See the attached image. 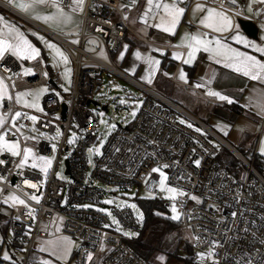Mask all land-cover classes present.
Wrapping results in <instances>:
<instances>
[{
	"label": "built area",
	"instance_id": "built-area-1",
	"mask_svg": "<svg viewBox=\"0 0 264 264\" xmlns=\"http://www.w3.org/2000/svg\"><path fill=\"white\" fill-rule=\"evenodd\" d=\"M200 1L222 7L236 19L248 18L237 2L233 5L231 0H223V3L222 0ZM61 2L68 10L71 0ZM129 3L130 0H87L76 35L48 32L72 62L68 98L60 88L62 80L58 70L48 61H28L26 67L32 71L25 74L20 70V62L9 53L0 57V76L8 88V94L0 100V114L9 118L0 130L10 126V117L15 111L36 115L39 119L35 125L26 118H18L17 123L25 125V134L36 137L28 141L21 138V143L32 148L36 155L53 156L46 175L32 168L30 163L23 169H16L10 154L0 156L8 161L0 166V175L7 177L0 182V207L9 209L3 225L11 231L10 245L22 252L21 258L13 256L8 261L0 255V264H40L46 254L36 249L35 241L58 235L68 236L78 243L70 255L72 264H86L87 251L93 253V260L87 264H150L137 255L124 240L125 236L118 232L119 228L139 231L140 224L132 207L104 201L106 197L116 196L114 189L142 191L161 201L165 208L175 203L181 213L179 228L189 234L194 250L207 253L213 240L220 242L215 246V259L219 264H238L248 259H252L253 264H264V244L258 242L264 239V164L256 161L257 143L248 159L176 104L142 87L95 56V52L103 48L110 58L125 35L131 32L128 20L135 6L131 9L120 7ZM97 27L104 31H98ZM77 39L78 43H72ZM90 40L96 42L94 51L86 48ZM102 70L128 79L147 95L132 122L124 127L118 124L100 146V123L89 103L94 100V87L102 83ZM170 79L178 83L174 76ZM39 87L48 89L40 96L43 112L16 102L17 92ZM178 112L189 117L202 131L180 123ZM73 133L76 135L69 143ZM53 144L56 145L54 152ZM97 146L100 154L94 152L90 162L88 149ZM196 159L201 161L199 166L192 163ZM61 160L63 171L59 169ZM162 165H168L162 168L168 183L185 193L175 201L164 197L159 188V173L152 172L154 167ZM24 179L37 183L43 180L44 183L33 189L24 185ZM6 191L20 196L28 207L10 201L5 204L3 194ZM33 193L40 195L39 202L30 199ZM193 195L199 202L191 199ZM103 208L112 213L118 225L99 210ZM233 212L237 213L236 217L232 216ZM245 228L248 229L246 233L241 231ZM253 233L256 234L255 243ZM196 254L193 251L189 255L190 263L202 264V258ZM206 264H212V260Z\"/></svg>",
	"mask_w": 264,
	"mask_h": 264
},
{
	"label": "snow or ice",
	"instance_id": "snow-or-ice-1",
	"mask_svg": "<svg viewBox=\"0 0 264 264\" xmlns=\"http://www.w3.org/2000/svg\"><path fill=\"white\" fill-rule=\"evenodd\" d=\"M252 2L253 0H249V11H252ZM258 4L264 6V0H256ZM183 0H146V6L144 11L139 16V20L142 24L148 25V18L151 16L152 24L151 27H154L158 30H162L164 33L175 34L176 28L181 21V18L186 13L187 8L181 6ZM223 3V0H222ZM233 5L236 4V0H231ZM7 4L15 7L19 11L25 14H31L32 18L43 21L45 24L49 26H55L58 30L63 31L65 26H68L72 23L73 13L76 11L83 12L85 6V0H71V4L68 5V10L62 5L61 0H7ZM137 4V0H130L128 5H120L121 8L128 7L131 9L133 6ZM41 7H50L53 9L45 15H41L37 9ZM257 13L261 12V8L256 9ZM192 13L195 17L197 13H200L198 16V24L203 26L204 29H210L213 33H230V30L234 28V23L231 15L228 10L215 6H208L205 3L195 2L192 5ZM125 19H127V15H125ZM98 31H104L102 28L97 27ZM38 35V34H36ZM38 39L43 41L48 49H50L55 56L59 57L60 61L67 64L69 62L68 56L64 53V51L53 41L46 39L44 36L38 35ZM231 39L236 41L239 44H245L248 47L254 48L258 53H264V45H258L254 42H250L241 36L238 32L235 35H231ZM77 40H73L72 43H78ZM127 45L123 46V50L120 53V57L118 59H122L124 56V52L127 50ZM177 47H186L187 48V57L183 60V63L191 65L196 58V54L201 50L205 53H208V58L210 60H214L217 64H223L225 67L233 69L236 73L242 74L244 77L249 78L252 81H261L264 82V58H258L255 55H252L245 51H240L238 48L232 47L229 43L224 42L219 36L212 35L209 36L207 31H197L194 33H184L181 37L180 45ZM155 51L162 52V49H155ZM5 53H11L17 59H28L33 60L40 56V49L37 48L31 40L25 35V33L16 25L8 22L4 16H0V57H3ZM133 55L138 60H144V62L148 65V68L145 69L147 75L141 76V80H145L148 84L153 83L152 77L155 76L158 71V66L160 64V60L156 59L150 55H142L139 50L135 51ZM173 57L175 59H181V53L173 52ZM6 71L8 69H5ZM135 69H126V71H134ZM25 74L31 72V69H25ZM70 73V69L65 68V75ZM47 75V73H45ZM164 75H169L168 73H164ZM214 77H210L207 81L196 84L197 88H208L205 95L209 97H213L220 101H226L231 104L234 103V99L226 94H223L221 91L213 90L209 85L212 83V79ZM179 79L184 83H187V77L183 70L179 73ZM203 81V78H201ZM70 83V80H69ZM65 91L68 89L65 88ZM48 91L46 87H41L37 90H27L24 92L16 93V102L18 104L21 103L22 97L31 96V101L23 100V104L27 108L36 109L37 111L43 112V108L40 106L39 99L40 96ZM243 91V89L241 90ZM7 95V85L5 84L4 78L0 77V100ZM8 99H11V96H8ZM125 101L121 99V103ZM254 107L257 109V115L264 117V91L259 93L256 97H249V104H246L245 107ZM139 108V104H136L133 107L131 112L132 117H135L137 114V109ZM102 115V114H101ZM18 118H26L30 120L33 125H35L36 121L39 119L36 115H28L27 113H22L21 111H15L11 117V124L9 127H4L0 130V153H8L11 157H13V164L16 169H23L29 165L34 169L38 168L40 172L47 174L48 169L52 165L53 157H47L43 155H36L32 148L27 147L26 145H22L21 138L23 141L35 140V136H28L25 134L24 128L25 125L18 124ZM9 119L5 114H0V126L5 124V120ZM104 123V121H101ZM180 123H188V127H193V125L189 122H186L183 119H180ZM114 127V125L109 126ZM223 128L230 127V125H222ZM197 132H201L200 128L195 129ZM33 131H36L33 128ZM11 135V138H9ZM41 135H43L41 133ZM59 135V131L57 132ZM75 133L69 137V143L72 142L75 137ZM225 135L227 133L225 132ZM104 143L103 140L100 141L102 145ZM152 143V141H149ZM218 147V146H217ZM56 149V145H52L53 152ZM88 151L90 153L95 152L96 154H100V147L89 148ZM259 151L262 155H264V139L260 141ZM18 160V162H17ZM91 162V161H90ZM8 161L5 159H0V166L6 165ZM196 166H199L201 161L199 159L193 160ZM168 165H162L161 167H154L152 169L153 173H159V188L169 195L166 197L175 201L177 196L184 195V191L174 186L166 185L167 174L162 170V168H166ZM59 175V174H58ZM7 177L5 175H0V182L6 181ZM24 185L29 186L33 189H37L40 185L44 183L43 180L37 182H33L29 179L23 180ZM2 190V189H0ZM30 199L33 201L39 202L40 195L35 193L31 194ZM192 200L198 201L199 198L195 195L191 196ZM236 199L239 200L240 197L236 196ZM9 201L16 204L25 205L28 207L27 202L22 199L20 196H17L14 193H9L5 198L4 203L7 204ZM108 204H112L113 200L106 201ZM123 207V204L119 205ZM84 207H89V205H84ZM133 209L136 208L135 204L130 205ZM102 212H105L109 217H111L112 222L118 225V221L112 213L106 209H99ZM34 211V210H33ZM171 219L178 220L181 213L178 210L175 203L171 206ZM243 216V213H240ZM233 217L237 216L236 212L232 213ZM142 219V214H140ZM264 219V218H262ZM245 223H249L245 221ZM251 223L255 224V221ZM108 225H106L107 227ZM119 230V229H118ZM57 231H59V227H57ZM243 232H247L248 229L245 228L241 230ZM125 236L128 235H138V233H128L124 232ZM253 242H256V234L253 233ZM195 239H199V237H195ZM261 244H264V239H260L258 241ZM220 242L217 240L212 241V247L209 248L208 252H199L196 255L198 257H205L206 255L212 260V264H219V261L215 259L216 250L215 246ZM74 246V242L68 236H58L53 239L45 240L41 247V250L44 252H49L52 257H55L56 260H66L68 255L71 253V250ZM104 250L103 244L101 245V251ZM245 255H248L245 253ZM3 259L5 261L11 260L9 253L5 250L3 252ZM157 260L163 261L165 257L163 255L157 256ZM93 260V253L91 251L86 252L85 261L91 262ZM40 264H55L53 259L44 258L40 261ZM238 264H253L252 259H248L247 261H239Z\"/></svg>",
	"mask_w": 264,
	"mask_h": 264
},
{
	"label": "crops",
	"instance_id": "crops-1",
	"mask_svg": "<svg viewBox=\"0 0 264 264\" xmlns=\"http://www.w3.org/2000/svg\"><path fill=\"white\" fill-rule=\"evenodd\" d=\"M86 1L87 0H85V4ZM186 1L187 11L181 18V21L178 24L174 35L164 33L162 30H158L154 27H151L150 25L152 24V21L149 18L147 26L142 24L138 20L140 16V2L136 9L134 8L131 12V15L129 16L128 25L131 32L125 35L119 48L112 54L123 50V46L127 45V50L124 52L125 55H128L129 53H134L135 51L139 50L142 55H150L154 56L156 59H159L160 64L156 73H162L163 71L167 72L169 69L172 70V73L169 76V80L171 81L170 78L174 76V78L178 81V83H175L185 86L184 88H186V90H188L190 94L193 95V98L189 99V101L187 102V107H183L184 109L180 107L177 103L173 101L171 102L176 104L189 116L206 125L218 136L224 139L234 149H241L242 151L249 153L252 144L257 143V155L259 157L264 158V155H262L259 151V133H257L259 129L264 126V117L257 115V109H255L254 107H245L246 104H249V97H256L259 93L264 91V82L252 81L249 78L244 77L242 74L236 73L233 69L225 67L223 64L215 63L214 60H210L208 58L209 54L203 52L202 50L196 54V58L191 65L185 64L183 63V60L187 57V48L177 47V45H180L181 37L184 35V33H194L198 30L207 31L209 33V36H219L224 42L229 43L232 47L238 48L240 51L248 52L252 55L257 56L258 58H264V53H258L255 51L254 48L248 47L245 44H239L231 39V35H235L238 32L248 41L254 42L258 45H264V6H261L256 2V0H253V10L249 11V0H236L240 8H242L247 14V19H251L258 27L256 37L253 38L248 36L239 27L236 22L237 19L230 13L229 14L231 15L234 23V28L230 30V33H213L210 29H204L203 26L198 24L197 18L200 13H197L195 17L193 16L192 5L195 2H205H202L200 0ZM205 4L208 6H213L207 3ZM257 8H261V12L259 14L256 11ZM52 10L53 9H51L50 7H41L37 9V11L41 15H45ZM81 14L82 12L80 11L74 12L72 23L68 26H65L63 31H60L55 26H49L43 21H39L32 18L31 14L22 13L15 7L8 5L7 0H0V16H4L8 22L18 26L28 38L29 35H32L38 40V38L34 34H32L31 31L28 29L32 28L38 31H42V33H45L44 35L52 39L57 44L59 43L55 41L52 37H50L48 32H53L61 36L76 35V32L79 30L81 23ZM36 47L39 48V46ZM157 48L162 49L163 51H155V49ZM39 49L40 54H42L41 51H43V53L45 52L43 48ZM173 52L181 53V59H175L172 55ZM9 54L20 62L21 71L24 68H27L26 63L30 60L17 59L11 53ZM40 56L41 57L38 58H42L41 61H48L49 65L50 62L52 64L54 63L58 68L56 69L60 73L61 67L56 62L49 60L45 53L44 56ZM38 58L36 59L38 60ZM141 65L142 63L138 62V68H135L134 70V73L136 75H139L140 77L147 75L146 71L140 69ZM146 65L147 64L144 63V67ZM181 70H183L186 74L188 81L187 83H184L179 79V73ZM210 77L214 78L212 79V83L209 85V87H211L213 90L221 91L223 94L232 97L235 101L234 103L229 104L226 101H220L213 97H209L205 95L208 90L207 87L197 88L195 86L196 84L207 81ZM201 78H203V81L201 80ZM152 79V84H148L145 80H142L144 84H141L140 82L134 79L132 80L141 85L142 87L153 92L155 91L156 93L157 90L155 88L157 86H160V84L155 79V76L152 77ZM187 85L189 87H187ZM242 89L243 91H241ZM222 125H230V127L223 128ZM225 132L227 133V135H225ZM255 134H257L256 137ZM254 137L256 138V140ZM2 154L4 153H0V156ZM221 157L224 158V154Z\"/></svg>",
	"mask_w": 264,
	"mask_h": 264
},
{
	"label": "rangeland",
	"instance_id": "rangeland-1",
	"mask_svg": "<svg viewBox=\"0 0 264 264\" xmlns=\"http://www.w3.org/2000/svg\"><path fill=\"white\" fill-rule=\"evenodd\" d=\"M185 1L186 0H183V3L181 4V6H183V7L187 6L186 5L187 1L186 2ZM140 2H141V7L139 10V13L141 15L142 12L144 11L145 6H146V0H141ZM140 2H137V4L134 7L135 9L139 5ZM149 19H151V21H152L151 16H149ZM28 29L37 38H38V35H41V36H44L46 39L53 41L52 39H50L49 37L44 35L45 33H42V31H38V30H35L32 28H28ZM79 29H80V27H79ZM78 31L76 33H78ZM36 34H38V35H36ZM38 41L40 43L41 48H43V50L45 51L44 53L47 56V58L49 60H52L53 62H56L61 67L60 73H59L60 78L62 80V84L60 86L61 90L65 91L64 90L65 88H67L69 90V88H70L69 80H71V75H72V62H71V59L69 58L68 53L64 49H62L61 45H59L55 42L64 51V53L69 58V62L67 64H65V63L61 62L59 57L55 56V54L50 49H48L47 45L43 41H41L40 39H38ZM95 46H96V42L94 40H90L87 43L86 48L90 51H94ZM121 51L122 50H120L119 52H117L115 54H111V57L109 58L107 56V54L105 53V51L103 50V48H101L95 52V56L100 58L105 63L115 66L121 72H123L124 75H126L127 77H130V78L140 82L141 84L142 83L144 84V82L140 79L139 75H136L134 73V71H126V69L138 68V62H139V63H142L140 69L141 70L143 69L145 71V69L148 68V65H146L144 67V63H145L144 60L136 59V57L133 55V53H129L128 55L124 54L122 59H118V57H120ZM39 57H41V56H39ZM41 59L42 58H38V60H41ZM50 65L54 68H57L54 63L52 64L50 62ZM65 68L70 69V73L67 74V77L65 75ZM25 69H27V68H24L22 71L25 72L24 71ZM164 73H168L169 75L166 76V75H164ZM171 73H172V70L169 69L167 72L163 71L162 73L158 72L155 74V79L160 84V86H157L155 88L157 90L156 93L163 96L164 98H167L170 101L177 103L180 107L186 108L187 102L189 101V99L193 98V95L190 94V92L188 90H186V88H184L185 86H182V85L176 84L175 82L170 81L169 76L171 75ZM101 75H102V83H100L94 87V91L92 94L94 100L89 103V108L91 109V111L96 115V117L99 120L100 136H99L98 142H99L100 146H103L110 130L117 128L118 124H121L124 127L126 125H129L132 122V120L134 119V117H132V115H131L133 107H135L136 104H139V108H140L142 101L144 100V98L146 97L147 94L139 86H137L135 83L129 81L126 78H122L120 76H117V75L110 73V72H107L105 70L101 71ZM145 85H147V84H145ZM40 88L41 87L34 88L32 90H37ZM68 90L65 91L66 92L65 98H68ZM25 99L31 101L32 97L28 96V98H25ZM25 99L22 97V100H21L22 104H23V100H25ZM121 99H123L125 102L121 103ZM93 102H96V103L94 104ZM39 103H40V99H39ZM105 105L107 107V110L102 109V106H105ZM139 108L137 109V112H138ZM177 115H178L179 120L183 119L186 122L191 123L193 125L192 128H200L201 129V127L198 126L197 124H195L192 120H190L189 117L183 115L180 112H178ZM101 121H104V123H101ZM185 124L188 125V123H185ZM110 125H114V127L110 128L109 127ZM257 133H259L258 142H259V147H260V141H261V139H264V126L261 127ZM256 136H257V134H255V137ZM101 140L104 141V143L102 145L100 144ZM255 140H256V138H255ZM253 146H254V144H252L250 152L252 151ZM219 147H220V149L223 148V146H220V145H219ZM236 150L238 152H240L243 156H245L249 159L250 152L248 153V152L242 151L241 149H237V148H236ZM93 153L94 152L90 153L88 151V160L89 161H92ZM47 157H53V156H47ZM260 164H263V163H260ZM63 167H64L63 160H61V164L59 166V169L61 171H63ZM166 185L173 186V185L169 184L167 180H166ZM114 191H116V196L106 197V198H104V201L106 202L108 200H113V203L111 205H115V206H119L120 204H123L124 206H130L132 204H135L136 208L135 209L132 208V210H133L134 216L136 217V219H137V221L141 227L143 224L144 212H143L142 207L140 206L139 200L142 198H148V196L145 193H143L142 191H138L137 193H135V191L132 189L131 190L114 189ZM161 191L163 192V195L165 198L169 195L165 191H163V190H161ZM9 193L10 192L6 191L3 194L4 198H6ZM166 199L171 200L168 198H166ZM171 201H173V200H171ZM172 204L167 208V214H168L169 218L172 215V212H171ZM95 207H97V206H95ZM97 208H99V207H97ZM8 214H9V209L7 207H5V206L0 207V223L2 225H3V222L6 221V217L8 216ZM140 214H142V219L140 217ZM175 221H179V219L175 220ZM2 225L0 227V253H1L0 255H1V258H3V252L5 250L9 253L11 259L13 256L17 257V258H21L22 252L19 249L10 245L11 231L7 228L6 225H3V226ZM118 232L121 235H124V232L138 233V231H136V230L124 229V228H119ZM58 236H64V235H58ZM58 236H55V237H58ZM131 236H135V235H128L125 237H131ZM55 237H53V238H55ZM179 237H181L183 240L189 241V234L185 231L180 230ZM53 238H49V239H53ZM49 239H37L34 243L36 249H38L41 252H43L44 254H46V258L53 259L55 261V264H72V260H71L70 255H71L73 250L77 249V247H78L77 241L75 239L71 238L72 241L74 242V246H73L71 253L68 255L66 260H56V258L52 257L49 252H44L41 250L43 242L45 240H49ZM192 250L195 253H199L198 250H194V249H192ZM208 260H210V258L208 256H205L202 259H200V263L206 264V262H208ZM190 264H192V263H190Z\"/></svg>",
	"mask_w": 264,
	"mask_h": 264
},
{
	"label": "trees",
	"instance_id": "trees-1",
	"mask_svg": "<svg viewBox=\"0 0 264 264\" xmlns=\"http://www.w3.org/2000/svg\"><path fill=\"white\" fill-rule=\"evenodd\" d=\"M29 39L41 48L35 37L29 35ZM256 161L264 164V158L258 155ZM139 201L144 212L143 224L138 235L124 238L127 244L150 264H190L193 248L189 241L179 237V222L169 218L167 208L158 199L148 196ZM160 255L165 260H157Z\"/></svg>",
	"mask_w": 264,
	"mask_h": 264
},
{
	"label": "water",
	"instance_id": "water-1",
	"mask_svg": "<svg viewBox=\"0 0 264 264\" xmlns=\"http://www.w3.org/2000/svg\"><path fill=\"white\" fill-rule=\"evenodd\" d=\"M237 24L239 25V27L250 37L255 38L257 31H258V27L257 25L251 20V19H241L238 18L236 20ZM94 104L96 102H93ZM103 110H107L106 105L102 106ZM63 110H64V105H63Z\"/></svg>",
	"mask_w": 264,
	"mask_h": 264
}]
</instances>
